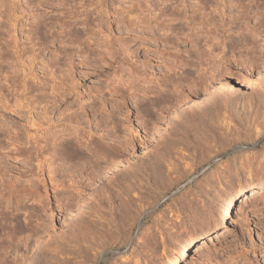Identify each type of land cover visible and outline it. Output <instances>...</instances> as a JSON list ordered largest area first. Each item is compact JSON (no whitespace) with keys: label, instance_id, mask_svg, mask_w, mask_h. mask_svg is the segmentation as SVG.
Returning <instances> with one entry per match:
<instances>
[{"label":"rangeland","instance_id":"rangeland-1","mask_svg":"<svg viewBox=\"0 0 264 264\" xmlns=\"http://www.w3.org/2000/svg\"><path fill=\"white\" fill-rule=\"evenodd\" d=\"M1 1L9 5L12 2V6L5 16L0 15V260L13 264L25 254L28 264H164L166 257L175 254L176 264H187L192 247L207 235L202 228L215 219L217 205L239 189L223 224L216 259L189 264H264V190L258 199L240 204L242 195L254 183L264 181V0H231L233 8H237L232 16L227 8L221 16L222 5L215 0L201 11L205 19L210 14L214 16V27L206 25L198 34L196 29L185 28L190 12L181 15L179 23H170L174 24V32L164 36L162 31L155 32L152 37L148 24L143 28L149 33L140 27L128 34L119 30V12L128 9L129 3L111 6L108 2V17L103 14L101 22L96 13L85 24L87 0ZM192 3L199 5L195 1L183 5ZM114 9L118 10L116 14ZM214 9L217 13L212 12ZM260 31L261 35H254ZM142 36L149 39L146 44L138 39ZM87 37L93 48H89L90 54L86 50ZM153 37L157 43L151 40ZM165 38L168 46L164 45ZM116 39L130 46L133 57L121 55L125 61L112 63L109 68L111 54L121 52L125 46L120 47ZM212 44L216 46L215 53L223 50L237 63L230 72V85L242 109L230 115L225 122L228 125L218 119L210 125L212 128L204 124L205 129L194 126L199 131L193 126L184 130L179 119L184 121L189 108L197 110L204 102L190 96L191 106L181 110L176 105L178 109L174 108L171 115L154 107L155 118L162 114L154 127L146 113H135L153 95L145 97L146 101L135 96L112 98L108 90L112 87L105 88L114 76H124L130 70L138 73L143 62H148V72L141 71L138 76L149 78V72H153L160 79L164 66L176 63L175 77H185L183 70L211 64L207 52ZM230 46L232 53L228 51ZM181 61L186 64L182 69L178 67ZM196 76L195 72L187 79L193 82ZM52 84L62 89L57 88L53 94ZM71 87L74 92L68 90ZM24 94L27 107L22 102ZM58 94L61 99L54 101ZM200 95L203 97V93ZM113 103L122 108L125 115L116 112L122 120L116 113L113 115ZM124 116L130 118L128 122ZM68 117L70 122L65 120ZM119 120V139H133L134 143L114 155L109 150L114 143L109 130ZM32 122L43 124L47 130L37 138L45 135L51 139L52 134L66 128L69 132L64 133L71 134L68 139L79 149H103L99 165L105 171L100 178H83L81 187L71 190L67 187L71 175L59 170L56 178L64 180L63 187H52L48 174L52 172L54 176L53 167L61 161L53 159L50 140L45 155L55 163L51 169L46 164L39 169L33 145L35 132L28 130ZM43 144L40 141L42 147ZM111 167L117 171L114 176L104 175L112 171ZM39 178L44 182L37 191L38 199L30 195L28 181ZM26 241L34 245V251L27 254L23 248L17 254V248ZM8 243L17 247L10 250Z\"/></svg>","mask_w":264,"mask_h":264},{"label":"bare ground","instance_id":"bare-ground-1","mask_svg":"<svg viewBox=\"0 0 264 264\" xmlns=\"http://www.w3.org/2000/svg\"><path fill=\"white\" fill-rule=\"evenodd\" d=\"M4 1H6V0H4ZM87 1H88V3L86 6L89 9L85 10V13H86L85 14L86 18L84 20L85 24H87L88 19L91 18V16L93 14H96V13H97V16L99 17L100 21L102 20V18H104V17H102L103 14L108 17L110 15V13L106 7V3H108V2H110L111 6H113L114 4H117V3L120 5L129 3L130 4L129 8L120 11L119 12L120 18L117 17V18H119L118 22L122 25V27L120 26L121 28L119 27V30H122V31L124 30L127 34L132 33V32L134 33V31L138 27H140L139 29L141 30V28L144 27V24H148V29H149L148 31L150 32L151 37L153 36V34L155 32L157 34H159V32H161V31L163 32V34H161V35L164 36V35H166V33L168 31H170L171 33L174 32V29H175V27H173L174 24L171 25L173 22L179 23V21L182 20V18H180L181 15L184 14V16H185V15L189 14L190 12H191L190 13L191 14L190 21L186 22V26L184 24L183 25L185 26V28L190 27L191 30L196 29L197 30L196 34H198V32L201 31L204 26L213 25V27H214V25L216 23L214 16H212L210 14L209 18L207 17L208 19H205L204 13L201 12L204 9L206 10V8L210 7L209 4L211 2L213 3V1H215V0H194L195 2L199 3V5H197L195 3H192L191 5H183V4H185L186 1L187 2H194L193 0H144V1H142L143 3L140 2L139 0H100V1L99 0H87ZM226 1L225 0L216 1L220 5H222L221 16L222 15L224 16L223 10H225V8L229 9V11H230L229 13L231 14L230 16H232V13H235L236 12L235 10L237 8H233L234 6H233V2L231 0L230 1L226 0ZM7 2L8 1H6V3ZM177 2H178V4H177ZM10 4L11 5H9V3L5 4L0 0V15L6 14V11L8 12V10L11 8L10 6H12V2ZM26 5H28V4H26ZM180 6H181V9H180ZM25 7H27V6H25ZM33 7L36 8L35 5ZM121 7H123V6H121ZM188 8L190 11L188 10ZM22 10H24V9H22ZM114 11H115V9H114ZM116 11H118V10H116ZM116 11L113 14H116ZM250 11H252V10L250 9ZM21 12H23V11H21ZM212 12L217 13V12H215V9ZM143 13H144V16L140 17V16H142L141 14H143ZM229 13H227V14H229ZM8 15L10 16L9 13H8ZM3 16H5V15H3ZM117 16H118V14H117ZM231 18L233 20V17H231ZM113 20H114V18H113ZM234 20H236V19L234 18ZM165 21H168L169 23L165 24ZM220 21H221V19H220ZM90 23H91V21H90ZM232 25H233V23H232ZM232 25L230 24V28ZM262 26H264V22H263ZM148 31L145 30L144 33H146V32L149 33ZM257 34L259 36L262 33L260 31V33L256 32L254 35H257ZM91 36H93V35H91ZM89 39H91V38L87 37L85 39V41L88 45V47H86L88 54L91 53V50L89 48L92 46V44H90V42H89ZM138 39L142 43L145 42V44H146L147 40H149L148 38H145L143 36L139 37ZM151 40H153L155 43H157V41H158V39L154 38V37H153V39L151 38ZM117 41L118 40L116 39L115 42H117ZM168 41H169L168 38H165L164 39V45L168 46ZM132 42H134V40ZM132 42H130V43H132ZM117 43L120 45V47L121 46L123 47L125 45V44L124 45L120 44V41ZM14 47H15V45H14ZM129 48H130L129 45L128 46L125 45L122 48L121 52L119 51V53H118L117 50H115L114 53L111 54L112 56H110V57L112 58V60H110L108 62L107 66L110 68V67H112V63H119V62L123 63V61H125V58H123L124 55H131L132 54V53L131 54L129 53ZM214 48H216V46L214 44L209 45L210 50L207 52L208 56L211 59V64L206 63V65L204 67L196 68L194 70H188V71L183 70L182 74H184L185 77H182L181 75L179 77H175V75H176L175 68H177L176 63H173L172 65H165L164 68L166 70H165V72H163L160 79L155 77L153 72H149L150 73L149 78H146L145 76L144 77L138 76V73L141 71H142V74H145L146 72H148L147 66L149 64H148V62H143L139 67L140 71L138 73L137 72L133 73L130 70L128 73H124L125 74L124 76L122 74L119 75L118 77L114 76V79H111L110 84L105 86V88L106 87L107 88L112 87L111 89L110 88L108 89L109 94L112 98L117 95V96H120L121 98H125V96L126 97L128 96V98L133 99V97L135 96L136 98L137 97L142 98V100L144 101L146 99L145 97L149 98L150 95H153L154 98L151 101L148 100L147 102H144L142 104L141 108L139 106L137 107L138 102L134 98V100H135L134 105H135V108L137 107L135 113L137 115H139L138 113L140 111H143L144 113H146V117L147 116L150 117L149 120L152 123H154V127L156 125L155 121H158V119L162 115V114L160 116L157 115L158 119L155 118L157 112L156 113L154 112V110H153L154 107H156L157 110H160L162 112L165 110L166 113L169 114L170 112L174 111V108L176 105H178L179 109H181V110L184 109L186 106H187V108L190 107L191 106L189 104V102H190L189 97L190 96H192L195 99V101L196 100H202L204 102L202 103V105L197 107V110H192L191 108H189L188 112L186 111L188 114L184 113L186 115L185 116L186 119L184 118L185 119L184 121L182 120L180 122V119H179L178 123L179 124L182 123L181 125H185V127L183 126V128H186L184 130L188 129V131H189L190 126H193V127L195 126L196 128L202 129V128H204L203 126H205L204 124H206V125L208 124V126H210L214 123L213 125H215V123L217 122L218 119L222 124L225 122L228 123L227 119L230 117V115L232 116L236 113L238 114L242 109V104L238 106V103L236 101V96L235 97L233 96L235 94L233 91L234 88L232 89V85H230V79H231L230 77L233 76L230 72L232 71L233 66H235V64H237V63H236V59H233V57H231V58L226 57V54L223 52V50L220 51L222 56L219 57L220 53H215V51H213ZM133 51L136 52V50H132V52ZM228 51L230 53H232V51H233L232 46H230L228 48ZM164 52H166L168 54V51H164ZM108 54H110V53H108ZM121 55H123V57H121ZM131 56L133 57V55H131ZM20 57H21V55L18 54L19 59H20ZM110 57H108V58H110ZM185 65L186 64H183L181 61V62H179L178 67L180 69H182V67ZM101 68H102V66H101ZM195 72L197 74V76L195 77L196 81L189 82L187 79L188 76L195 74ZM155 82L158 83L157 86H153ZM53 84H52L50 91L53 92V94H54V91H56V89L59 88L60 86H56V85L53 86ZM58 85H60V84H58ZM75 85L76 84H74V86ZM215 85H216V87H215ZM25 86L26 85H25V81H24L22 83L23 91H25ZM71 86H73V85H71ZM68 90L74 92L75 88L71 87V88H68ZM55 93H57V92H55ZM200 93H203V95H202L203 97H201ZM59 95L60 94L57 95L56 99L54 98L55 99L54 101H56L58 98H60ZM212 95H215V96L212 97ZM52 97H53V95H52ZM60 99H59V101H60ZM15 100H17V99H15ZM112 100H111V102H112ZM23 101H24L25 106L29 105V102L27 101V98H26V94H24V98H23L22 102ZM195 101H194V103H195ZM112 106L114 108H116L115 110L112 111L114 113L113 115H115L116 112L119 115H122V116L125 115V114L121 113L120 110L122 108H119L116 103H113ZM3 107L7 108L8 106H3ZM176 109H178V108H175V110ZM179 111L178 112L175 111V113L178 114ZM93 112H94V110H93ZM96 112H97V110H96ZM163 114H164V112H163ZM119 115H118V117H119ZM169 115H171V114H169ZM79 116H78V118H79ZM82 117H84V115ZM80 118H81V116H80ZM112 118H113V120H115L116 117H112ZM112 118H111V120H112ZM79 119H78V121H79ZM126 119H127L126 121L128 122L130 118L127 117ZM163 119H164V117H163ZM65 120H68L66 122H70V117L66 118ZM80 120H82V119H80ZM120 120H122V117ZM120 120L117 122L114 121L112 123L113 127L110 128L111 131L109 130L111 137L113 135L112 142H114L112 145H110L109 150L114 155H118L121 148L123 149V147H125L126 145L128 146V145H131L130 143H134L133 139L130 140V142L128 140L125 141V139L124 140L119 139V138L122 139L121 135H118V133H120L122 130L120 128L122 125L121 124L122 121L120 122ZM78 121L76 120V122H78ZM118 122H120L119 123L120 125L118 124ZM151 122H150V124H151ZM167 122L168 121H166V123ZM227 123H225V125H228ZM229 123H230V121H229ZM125 124H127V123H125ZM66 125H67V123H66ZM68 125H69V123H68ZM68 125H67V128H68ZM103 125H105V124H103ZM148 125H149V123H148ZM106 126L107 125H105V128L107 129ZM127 126L128 125L124 126L125 129L127 128ZM200 126H202V128ZM180 127H182V126H180ZM210 127L212 128V126H210ZM196 128H195V131L200 130V129H196ZM28 130L31 132H35L36 137L33 139V145H35L34 146V148H35L34 151H36L35 160L38 162V165L40 167L39 169H41V167H43L45 164L48 166L49 169H51L50 167L55 163V162L53 163V161H51L52 157H53V159H54V157H56V158L58 157V159H60V161H61L60 164L53 167L54 172H55L54 176H53L52 172H51L52 174L51 173L48 174V180H49L50 185L52 187H56V188L63 187L64 180H60V179L56 178V176H59V170L71 175L70 179H69V181L71 183H69V185L67 186L71 190L81 187V183H82L81 181L83 180V178L89 179L88 177L92 176V175L94 177L100 178V175H102V173H103L102 171H105V170H102V168H100V165H99L100 164L99 163V154H100V152H103L104 150L101 148H98V147H93V149H92L93 151L89 150V152H85V151L79 149L78 146H76L73 142H71V140L68 139L71 136V134L70 133H66V134L64 133L67 130L66 128L61 129L60 132H57V134L56 133L52 134V138L50 137L51 139L46 138L45 135H43V137H41L42 135H40V137L37 138V135L39 133L43 134L47 131L46 128L43 126V124H40L39 122H32V124L28 127ZM128 130H129V133L132 134V130L131 129H128ZM67 131L69 132V129ZM89 136L92 137L91 134H89ZM29 137H31V135ZM111 137H109V135H108V138H111ZM131 137L133 138V135ZM105 138H107V137H105ZM42 140L45 143V144H43V145H45L43 147L41 146L42 144L40 145V141H42ZM50 140L52 141V145H53V147H51V149L53 148L54 151L51 152L52 157L49 156L50 159L47 160L46 155H45V151H47V150L45 148H47L48 146H51V145H49ZM102 140H104V137H102ZM94 145H96V144H94ZM87 150H88V148H87ZM48 153H49V151H48ZM20 154L22 155V153H20ZM47 156H48V154H47ZM28 158H30V156ZM39 158L42 159L41 160L42 162L38 161ZM53 168H52V170H53ZM105 169H106V167H105ZM111 169H112V167H111ZM113 169H112V171L109 170L106 173L104 172V175L106 174V176H108V177L114 176L115 172H117V171L115 169H114L115 171H113ZM87 171H89V173H86ZM28 182L30 183V185H29L30 188L28 189V190H30V195L36 196L39 199V195H38L39 193L37 191L39 190L40 183L44 182V180H42L40 178H39V180L38 179L37 180L30 179ZM2 184H1V186H2ZM9 187H10V185H9ZM12 190H13V188H12ZM263 190H264V181L254 183L252 185V187H250L249 191L242 195L243 199L240 201V204L242 202H247L249 200L258 199L259 197H261ZM239 191H240L239 189H235L232 193L229 194V196L224 201L220 202L217 205L218 207H217V213H216L215 219L213 220V222L210 225L207 224L202 228L203 233L205 231L208 232L207 235H205L203 237V239L197 243V245L194 247V249H192L193 250L192 253H190L188 255V256H190V258L189 259L186 258L187 264H189L190 262H197V260H199V259H202V260H205V259L210 260L212 258L216 259L215 253L219 249L218 244L220 242V236L224 234L223 224L225 222V218L230 213V211L232 210V208L235 204V200L238 197ZM9 199H10V197H9ZM38 199H36L37 203L43 204L41 201H38ZM205 227L207 228V230ZM30 237L33 238L34 236L30 235ZM32 246H34L32 243L30 244L27 241L24 243L22 242V244H20L19 249L17 248V250L16 251L14 250V251L18 254V251L20 249L24 248V253L25 252L27 253L29 251L33 252L34 250L31 251ZM9 247H11L10 248V250H11L12 248L17 247V244L12 246V244L10 243ZM37 251L35 250V253H37V255H38ZM30 258H32V257H30ZM27 259H28L27 255L25 256V254L24 255L22 254L21 256H18V259L16 261H14L13 264H28ZM176 262H177L176 256H175V254H172L170 257L165 258L164 264H176ZM0 264H5V263H4V261L0 260Z\"/></svg>","mask_w":264,"mask_h":264},{"label":"water","instance_id":"water-1","mask_svg":"<svg viewBox=\"0 0 264 264\" xmlns=\"http://www.w3.org/2000/svg\"><path fill=\"white\" fill-rule=\"evenodd\" d=\"M192 248H194V246H193ZM192 248H191V249H192Z\"/></svg>","mask_w":264,"mask_h":264}]
</instances>
